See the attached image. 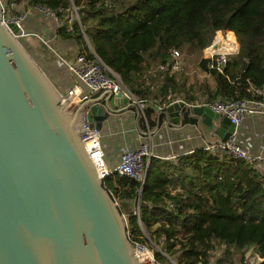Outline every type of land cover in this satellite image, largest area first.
Here are the masks:
<instances>
[{
	"label": "trees",
	"instance_id": "1",
	"mask_svg": "<svg viewBox=\"0 0 264 264\" xmlns=\"http://www.w3.org/2000/svg\"><path fill=\"white\" fill-rule=\"evenodd\" d=\"M19 1L6 0L8 4ZM24 1L27 6L52 10L55 34L73 39L79 51L88 44L130 92L139 95L140 78L152 67L156 74L148 78L159 84L148 86V99L139 95L145 100L137 123L141 131L152 130L156 106L171 102V95L179 93L171 64L159 68L169 61L171 50H201L217 30L230 31L238 48L229 55L222 73L209 67L207 59L198 60L199 69L213 82L212 91L204 87L203 93L209 100L260 99L248 89L264 84V0ZM72 8L78 22L71 24L68 33ZM27 39L34 49L45 52L41 43ZM183 100L189 102L192 97ZM102 184L113 199L127 206L123 213L129 240L143 245L141 228L146 231L155 264H172L171 260L229 264L228 255L247 246L256 250L257 264H264V173L245 160L209 154L198 147L177 154L174 161L151 156L140 187L117 174L107 176ZM136 198L137 214L131 209ZM218 247L222 252L212 257Z\"/></svg>",
	"mask_w": 264,
	"mask_h": 264
},
{
	"label": "water",
	"instance_id": "2",
	"mask_svg": "<svg viewBox=\"0 0 264 264\" xmlns=\"http://www.w3.org/2000/svg\"><path fill=\"white\" fill-rule=\"evenodd\" d=\"M1 17L0 2V264H136L123 214L78 134L82 111L99 131L109 114L139 106L105 90L68 113ZM163 120L211 127L221 142L233 132L225 116L182 100L158 108L154 129Z\"/></svg>",
	"mask_w": 264,
	"mask_h": 264
},
{
	"label": "built area",
	"instance_id": "3",
	"mask_svg": "<svg viewBox=\"0 0 264 264\" xmlns=\"http://www.w3.org/2000/svg\"><path fill=\"white\" fill-rule=\"evenodd\" d=\"M1 1L2 0H0V2ZM5 3L7 2H1V23L5 26H7L8 23H13L17 28L13 36L18 40L19 38H31L42 43L45 48L53 52L55 56L54 58L58 60L59 69H61V71L67 72V74L71 77L72 81L70 85H68L62 91L58 89L60 95L59 103L63 105L62 107L64 110L70 113L80 102L88 99L89 97H91L92 94L102 90H110L113 94L121 93L127 99L134 101L139 106V109L141 111V101L137 99V97L123 85V83L119 79V76L115 72H113L109 67H107L92 52L88 44H86V50L83 51H79L78 46L76 45L75 57L73 61L67 62L66 60L61 58L56 52H54L52 47L48 46L47 41H45L44 35L42 34V31L40 32L38 30H25L23 25V19L25 17V12H27L26 10L28 7H30V11L28 12V14L33 16L37 15L35 13L37 11H43L45 15L54 16L52 10L46 7H41L39 5H29L26 10L22 11L23 13H18L16 15L12 12H6ZM10 5H14V3L8 4L7 6ZM72 10L74 11L78 22V17L74 8H72ZM40 26L41 22L40 20H38L37 28H39ZM71 30L72 25L69 20L66 27V31L70 33ZM216 34H219V30L216 31ZM219 36L221 37V34H219ZM214 42H216V44L214 47H212L211 44ZM212 43L207 47L212 48V51L210 53H207L204 59L208 60L209 67L214 66V68L219 73H222L227 60L226 54L228 52L216 50L218 48L216 36ZM235 48H237V46ZM33 51L34 52H31L29 54L35 61V59L37 58V54L34 49ZM33 55H36V58ZM88 55H90V57ZM169 56V61H166L165 63L161 64L159 66L160 69L164 70L168 63L171 64L172 70L177 69L180 64L178 50H171ZM38 66L40 67V65ZM248 91L252 95L259 96L260 99H221L219 97H216L213 100L204 102H186L182 99L180 100H182L186 105L189 106H206L212 112L218 114L219 116H225L229 120V122L233 124V132H231V134L227 137L225 141L221 142L217 138L215 141L206 143L204 146H202L205 151H207L209 154H227L234 158L245 160L246 162H249L251 166L258 172L264 173V154L258 151H250L248 148H246L247 146L243 145V140H240L238 137V127L245 118V116L250 113H260L264 115V84H262L260 87H249ZM159 107L161 106H158V108ZM79 121L80 127L82 129L78 134L79 141L82 144L85 154L91 162L96 175L100 179H102V182L103 179H105L107 176L111 174H117L127 176L135 180L139 183L140 187L146 175V170L149 164V158L152 156L148 148L144 144H139V146L133 149L126 147L122 149L121 152L118 154L116 162L113 165L109 166L106 162L105 154L101 146L99 131L96 130L93 126L89 125V122L86 119L85 111L81 112ZM173 157L174 156H171L167 159ZM259 164L261 165L260 168L263 169H257ZM113 200L115 201V199ZM132 204H134L133 206L135 208V214H137L138 199H133ZM134 245L136 249L144 250L143 245ZM149 264H155L153 262V258L152 260L150 258Z\"/></svg>",
	"mask_w": 264,
	"mask_h": 264
},
{
	"label": "rangeland",
	"instance_id": "4",
	"mask_svg": "<svg viewBox=\"0 0 264 264\" xmlns=\"http://www.w3.org/2000/svg\"><path fill=\"white\" fill-rule=\"evenodd\" d=\"M3 1L6 2V0H2L1 2H3ZM5 5H6L5 8H6V12L7 13H11L12 12V13H14L16 15L18 13H23L22 11L26 10V8L28 7L25 4L24 0H21L18 3H14V5L7 6L8 3H5ZM26 11L27 12H25V17L23 19V25H24V28H25L26 31H28V30H34V31L36 30L37 31L38 30V31L41 32L42 23H43V21H41V19L44 20L45 17L47 19H49L50 21H52V25H50V24L47 25V30L48 31H52V32L55 30V28H56V20H55L53 15L52 16L51 15H45L43 13V11L35 12L37 14L36 16L29 15L28 12L30 11V7H28ZM38 20H40V22H41V26L39 28H37V21ZM69 20H70L71 24L74 21H77L76 15L74 14L73 10L71 11V16H70ZM219 34H221V37L219 36ZM219 34H216V31H215L213 33L212 37H211V40H210L209 44L206 47L202 48L201 50H198V49L196 50V49H191V48H189L188 50H184V49L181 50V51L178 50L180 64L177 67V69L175 70V72H176L175 81L178 84L176 90L179 93L176 94V95H173V96L171 95V97H172L171 99H173L171 101L180 100V99L183 100L184 97H186V96H191L192 97V100L190 102L210 101L207 98V95L205 94V92L203 93V90H204V87H209L210 90L212 91L213 82H212V79L210 78V76L208 74L204 73L203 71H201L199 69L198 60L200 58L206 57L207 53H210L212 51V48H207V47L212 43V41L214 40L215 36L217 37V40L219 41V40H223V38H225V36H226L225 39H227L228 35H230L231 33H230V31L223 32V31L219 30ZM231 35H233V34H231ZM46 38L48 40H50L49 36H47ZM234 39L236 41V43L234 41V45L237 46V48H238V43H237V40H236L235 36H234ZM30 41L31 40H29V39L19 38V42H21L22 46L29 53L34 52L33 51L34 48L32 47V44H31ZM38 43H40V42H38ZM221 46L229 47V44L223 43V45H221ZM237 48L233 49V51L235 50L234 52L231 50L232 52L229 51L226 54L227 60L229 59V55L230 54H234V53L237 52ZM33 56L36 58V55H33ZM152 71L153 70H152V67H151L145 74H143L141 76L140 79H141V81L143 83H142V85L140 84L141 86H139L137 88L139 90V95L141 94V95L145 96L147 99H148V92H147L148 86L150 87L152 85L151 87H156L159 84V82L154 83V81H152V80H150L148 78V75H155L156 74L154 71L153 72ZM159 78L161 79V76ZM182 79H183V83H182L183 86H182V84H180ZM68 84H69V82L67 81L65 86H67ZM137 86H138V84H137ZM134 95L137 97V99L139 98L138 94H134ZM167 98H168V96H167ZM140 103H144V102L141 100ZM141 108H143V106H141ZM251 114L253 115L254 113H250L248 115H251ZM139 116H140V114H139ZM247 116H245V119L243 120V122L241 124V127L242 128L246 127V129H247V127H250V125L247 124V121H248V119L246 118ZM253 117H254V120H255L254 130L257 133L264 135L263 119L258 117V115H254ZM138 120H139V117H138L136 123L138 122ZM256 123H257V125H256ZM200 128H202V126ZM210 128L204 127L202 132H200L198 129H193L191 131H187L186 132L185 136L187 135V137L190 139L188 141H191V147L193 149L195 147H202L206 143H210V142H205V140H204V136H205V139H209L210 138L208 136V134H207V129L209 130ZM190 129H192V128H190ZM134 132H135V129L132 128L131 133L134 134ZM115 134H117V131H115L114 136H112V138H111V141H112L111 144H113L114 146L122 144L123 141L121 140V138H119L118 135H115ZM202 134H204V136H202ZM165 135H166V137H168V136L170 137V136H175L177 134L174 133V134L170 135V133L167 134V132H166ZM148 136L149 135L145 134L144 138H142V139L137 137L136 140H134L130 145H128L127 148L133 149V148H136L137 146H139V144H144L147 148H149V150L151 152L157 153L159 155H168V153H169L168 151L162 150V149H168V145L166 146V144H164V145L162 144V148H161V146L160 147H154L153 144H151V142L149 144L150 139L148 140V138H147ZM242 137H244V133L239 134V139H241ZM168 138H166L165 141L162 140V143H167L168 142ZM184 139H185V137H181L179 139V141L177 142V144L179 145L180 143H185ZM157 146H159V145H157ZM108 149H109L108 143L103 144V152H104V154L107 155V157H109V158H113L109 154H106V151H108ZM111 152H112V150H111ZM175 153H177V152H172L174 157L170 158L169 160H173V161L175 160V156H176ZM262 153L264 154V152H262ZM260 167H261V165L259 164L257 169H263V168H260ZM114 203L116 204L117 208L120 211H122L121 213L123 214L124 221L126 222L125 213H123V212L125 211V208L127 206L126 205L124 206V204H120L117 199L114 201ZM133 205L134 204L131 205V209L135 212V208H134ZM141 230H142V235H143L144 242H145V243H143L144 250L147 252V254H149V256H150V258L152 260L151 250L148 247V243L150 244V242L148 240V235H147L146 231L143 228H141ZM133 248H135V245H133ZM220 252H222V248L218 247L216 250L211 252V256L212 257H217L216 255H219ZM226 261L229 264H257L260 261V259L258 257V254H257L256 250L252 246H247V247H245L242 250H236V251L234 250V251H232L228 255ZM171 262H172V264H176L173 260H171Z\"/></svg>",
	"mask_w": 264,
	"mask_h": 264
},
{
	"label": "crops",
	"instance_id": "5",
	"mask_svg": "<svg viewBox=\"0 0 264 264\" xmlns=\"http://www.w3.org/2000/svg\"><path fill=\"white\" fill-rule=\"evenodd\" d=\"M41 21H43L41 31L42 34L44 35L45 41H47L48 46L52 47L53 51L56 52L61 58H63L67 62L73 61L76 51V43L74 42V40L71 38H63L61 36H58L57 34H55L54 31L53 32L48 31L47 25L49 24L52 25V21H50L46 17L44 20L41 19ZM47 36H49L50 40L46 38ZM34 50L37 54V58L35 59L36 63L40 65L41 70L44 72V74L49 78V80L53 83V85L57 89L63 90L68 85H70L72 81L71 77L67 74V72L61 71V69H59L58 60L54 58L55 56L53 52H51L47 48L45 49V52H42L41 50H38L36 48ZM67 81L69 82V84L65 86ZM104 92L105 90L98 91L92 94L91 97L97 95L102 97ZM141 105L143 106V103H141ZM164 105L166 104H162L161 106ZM156 107L158 110V106ZM139 112L140 113H136L134 109H131V110H124L116 114H109L107 118L102 122L101 128L99 130L101 146L103 149V144L108 143L109 149L108 151H106V154H109L111 157H113V158H109L107 157V155H105L106 162L109 166L113 165L116 162L118 154L121 152L122 149L128 147V145H130L134 140H136L137 137L141 139L144 138L145 134L149 135L147 137L148 140L150 139L149 144L151 142V144H153L154 147L161 146L162 148V144L163 145L166 144V146L168 145L169 150L162 149L168 151L169 152L168 155H159L157 153L151 152L148 148L149 152H151L152 156L154 157H157L162 160H167L168 157L173 156L172 152H177L175 153L176 155L188 154L193 150V148L191 147V141H188L190 139L187 137V135L185 136L186 132L191 131L193 129H198L200 132H202L204 129V126H202V128H200L201 126H192V125L178 126L169 123L167 120H163L156 129H154L155 128L154 127L150 131L149 130L141 131L138 127L137 124L138 122L136 123V121L139 117V114L140 116H142V109ZM254 115H258V117L262 118L264 123V115L260 113H254L253 115L252 114L248 115L246 118L248 119L247 124H249L250 127H247V129L246 127L242 128L241 124L243 121L240 123L238 127L239 134L244 133V137H242L240 140H243V145L247 146L246 148H248L250 151L264 152V135L259 134L254 130V125H255V120L253 117ZM131 127L135 129L134 134L131 133L132 130ZM115 131H117V134L115 135H118V137L121 138V140L123 141L122 144H119L117 146L111 144L112 142L111 138L112 136H114ZM166 132L167 134L170 133V135L174 133L177 135L170 137L168 136L169 137L168 138L165 135ZM212 132H213L212 128H210L209 130L207 129V134L210 137L209 139H205L204 134H202V136H204L205 142H212L217 139V137L214 136ZM181 137H185L184 139L185 143H180L178 145L177 142ZM166 138H168V142L162 143V140L165 141ZM196 148L198 147H195L194 149ZM175 190H177V188ZM175 190H170V191L173 192Z\"/></svg>",
	"mask_w": 264,
	"mask_h": 264
},
{
	"label": "bare ground",
	"instance_id": "6",
	"mask_svg": "<svg viewBox=\"0 0 264 264\" xmlns=\"http://www.w3.org/2000/svg\"><path fill=\"white\" fill-rule=\"evenodd\" d=\"M233 39H232V37L228 36L227 39H223V40H219V41L217 40L218 41L217 42L218 48L216 50L222 51V52H229V51L233 50L236 47L234 45L235 40H233ZM223 43L229 44V47L221 46V45H223ZM132 254L134 256L136 264H149L150 256L143 249L133 248Z\"/></svg>",
	"mask_w": 264,
	"mask_h": 264
}]
</instances>
